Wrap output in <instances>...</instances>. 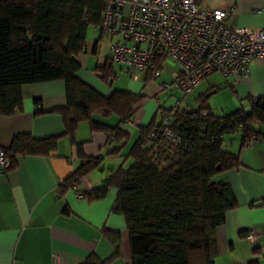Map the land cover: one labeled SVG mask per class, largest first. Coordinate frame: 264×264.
<instances>
[{
  "label": "crops",
  "instance_id": "crops-1",
  "mask_svg": "<svg viewBox=\"0 0 264 264\" xmlns=\"http://www.w3.org/2000/svg\"><path fill=\"white\" fill-rule=\"evenodd\" d=\"M199 2L210 10L231 8L226 19L231 27H264V0ZM115 40L102 35L96 26H90L85 49L76 57L81 66L78 77L104 96L117 89L142 97L129 121L119 123L114 114L92 117L98 123L118 125L128 138L108 142L107 135L92 131L88 122L79 123L75 141L83 144L87 157L100 159V164L85 175L75 189L68 188L62 193L60 183L82 163L69 138L61 137L50 156L18 157L14 167L0 178V264H82L90 256L104 260L114 253L116 256L109 264H130L125 219L112 211L116 189L109 188L104 198L93 201L79 199L77 193L100 186L119 167L128 168L133 160L127 155L141 127L158 124L161 112L173 111L175 101H179L180 110L195 111L203 106L213 115L224 116L240 107L247 110L250 99L264 96V58H254L249 62L246 76L225 78L219 72L206 76L185 96L192 99L187 108H182L177 98L163 105L156 100V109L148 108L144 91L152 82L146 76L136 80L120 78L115 70L116 62L111 58L110 47ZM105 72L109 74L107 81L102 79ZM115 80L123 83L114 86ZM165 81L162 79L159 85ZM174 92L180 93L170 90L168 96L174 97ZM21 94L22 109L10 116L0 115L1 147H7L18 133L46 138L62 132V118L54 110L66 104L63 81L25 84ZM258 130L264 134V124H259ZM224 143L238 156L240 166L217 174L215 180L230 184L237 205L226 213L224 224L216 230L214 264H249L252 261L264 264V206H251L264 199V138L251 145H242L240 134L234 133L226 135ZM245 233L253 238L249 239Z\"/></svg>",
  "mask_w": 264,
  "mask_h": 264
},
{
  "label": "trees",
  "instance_id": "trees-1",
  "mask_svg": "<svg viewBox=\"0 0 264 264\" xmlns=\"http://www.w3.org/2000/svg\"><path fill=\"white\" fill-rule=\"evenodd\" d=\"M104 3L0 0V115L22 109L21 87L25 84L61 80L66 97L65 106L54 110L62 118L61 133L46 138L18 133L0 150L10 160V170L18 157L50 156L61 137L69 138L82 163L60 183V193L76 187L100 164V159L87 157L83 144L75 141L79 123L88 122L92 131L107 135L108 142L127 139L118 125L98 123L92 117L114 114L119 123L129 121L142 100L140 95L117 89L104 96L78 77L81 66L76 57L85 49L88 28L98 25ZM108 75L103 73L102 79L107 81ZM175 113L174 129L187 145L176 159L164 167L151 161V123L141 127L127 155L133 163L119 167L100 186L82 193L84 199L93 201L104 198L109 188L116 189L112 211L125 219L130 264H214L216 230L237 205L230 184L215 180L217 174L240 166L238 156L227 149L225 136L239 133L242 145L251 134L264 138L258 130L264 124V96L250 99L247 110L240 107L224 116L213 115L203 106ZM251 206H264V199ZM115 256L104 260L90 256L82 264H109Z\"/></svg>",
  "mask_w": 264,
  "mask_h": 264
},
{
  "label": "built area",
  "instance_id": "built-area-1",
  "mask_svg": "<svg viewBox=\"0 0 264 264\" xmlns=\"http://www.w3.org/2000/svg\"><path fill=\"white\" fill-rule=\"evenodd\" d=\"M231 11L206 9L199 0H105L96 27L102 35L116 38L111 58L134 80L146 76L154 82L163 63L174 62L177 70L171 73L170 83L162 82L160 87H173L185 97L213 72L225 78L246 76L249 62L264 58V27H231L226 23ZM172 108L161 112L160 122L148 134L149 157L158 167L166 166L187 147L174 129L178 100ZM257 141L251 134L245 145ZM10 166L0 150V178ZM77 198L82 199V194L77 193Z\"/></svg>",
  "mask_w": 264,
  "mask_h": 264
},
{
  "label": "rangeland",
  "instance_id": "rangeland-1",
  "mask_svg": "<svg viewBox=\"0 0 264 264\" xmlns=\"http://www.w3.org/2000/svg\"><path fill=\"white\" fill-rule=\"evenodd\" d=\"M119 63H115V70L117 71V74L120 76V78H125L128 79L130 76H125V74L123 73L124 69H121V65ZM177 70V65L175 63H173L172 61L168 60L165 62L163 70L160 74V77L158 80H156L155 82L149 83L147 84L145 91H144V95L147 96L146 97V104L148 108H153L156 109L157 104H156V100L159 101V104H170L172 103V101H174V98H177L179 100H181V107H186L188 101H191V97H182V94L178 93V92H174L173 95L174 97H170L168 96V93L170 92V90H175L173 87L167 88L166 90H162L159 82H161L162 79H165V83H170L171 81V73L173 71ZM125 72V71H124ZM131 78V77H130ZM132 79V78H131ZM133 80V79H132ZM122 80L117 81L115 80L114 82V86H121ZM145 104V105H146ZM187 108V107H186Z\"/></svg>",
  "mask_w": 264,
  "mask_h": 264
}]
</instances>
